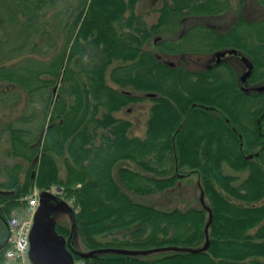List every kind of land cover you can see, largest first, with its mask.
Returning <instances> with one entry per match:
<instances>
[{
	"label": "trees",
	"instance_id": "1",
	"mask_svg": "<svg viewBox=\"0 0 264 264\" xmlns=\"http://www.w3.org/2000/svg\"><path fill=\"white\" fill-rule=\"evenodd\" d=\"M139 2L0 0V107L26 100L0 118L16 159L0 163V257L13 209L57 187L48 199L67 202L72 219L56 229L83 264H264V90L254 88L264 16L247 19V0H162L149 24ZM232 7L229 28L206 20ZM198 31L212 42L204 51L236 48L253 61L249 92L226 64L193 72L165 62L187 54ZM145 99L146 133L132 135L118 112ZM192 173L200 207L143 200Z\"/></svg>",
	"mask_w": 264,
	"mask_h": 264
},
{
	"label": "rangeland",
	"instance_id": "2",
	"mask_svg": "<svg viewBox=\"0 0 264 264\" xmlns=\"http://www.w3.org/2000/svg\"><path fill=\"white\" fill-rule=\"evenodd\" d=\"M235 1L237 3V1L239 0ZM161 2L162 0H140L137 6V11L144 15L145 20L149 24H152L157 21L158 11H156V8L161 5ZM234 6L236 7L237 5ZM245 8L247 11V19L249 20L264 16V5L259 3L258 0H247ZM237 14L238 8L232 7V9L224 15L206 18V20L212 22L216 26V28L225 30L230 27L232 22L235 21ZM245 36L249 39L253 38L250 34H245ZM211 43V40L207 38L202 31L194 32L188 38H186L183 43V47L187 48V51L189 52L188 54L178 56L174 53L169 52L168 54H165L164 60L168 63L174 62L177 67L204 69L208 63L215 60L214 53L203 50L204 48H208ZM148 47L156 50L157 52L165 53L164 49L161 46L158 47L154 44V39L149 42ZM230 59H233V57H231ZM234 61L235 70L240 76L245 70V66L240 60L234 59ZM262 82V84H264V80ZM152 104L153 101L151 99H145L143 101L130 104L125 109L118 112L119 116L127 117L133 121V127L130 130V133L132 135H145L146 122L149 117L150 107L152 106ZM25 105V97L19 102H7L0 107V118L19 115L23 111ZM8 146L9 142L7 141V136H4L0 141V163L2 164L6 162L11 164V162L16 161L15 158L13 160L11 157L6 155L5 152ZM226 171L238 174L240 178H243L245 176V172H235L229 168H226ZM3 177L5 176L0 172V178ZM51 191L57 193L58 188L53 187L51 188ZM28 198H30V195L27 197V201L25 203H23L19 207L14 208L13 211L20 210L26 207L29 200ZM143 200H147L148 202H151L152 204L164 209H172L174 207L187 208L189 206L200 207L203 203L201 202L203 201V196L199 187V177L196 173L184 176L178 181L175 187L168 189L165 192L151 195ZM53 205V209L51 210L53 212L55 211L56 216H58L60 213H65V215L67 216L70 213V211L64 204L61 205L55 203ZM60 216L64 217L63 214ZM66 219H69V217ZM38 222L39 219L34 216L33 227L29 237V256L38 257V260H40L39 258H42L45 261L50 257L56 255L55 253L49 251L52 246V242H44L42 240V236L48 238L49 226H51V224L49 223L40 235ZM67 222H69V220H67ZM74 239L78 242V246L80 248L85 249L80 237L77 234L74 236Z\"/></svg>",
	"mask_w": 264,
	"mask_h": 264
},
{
	"label": "water",
	"instance_id": "3",
	"mask_svg": "<svg viewBox=\"0 0 264 264\" xmlns=\"http://www.w3.org/2000/svg\"><path fill=\"white\" fill-rule=\"evenodd\" d=\"M160 38V36H157L155 38V41H157ZM236 54L238 53V49L236 48H228L224 50H219L216 52V58L217 61L219 62L223 56L226 54ZM242 59L246 63L247 69L241 74L240 80L241 82L245 83L248 78L251 76L252 71H253V61L246 55L242 56ZM170 64H175L174 62H170ZM255 90L257 91H263L264 90V84L256 85ZM248 89V88H246ZM149 95H154V93H149ZM249 156H253V154H250ZM9 190H5L0 188V193H8ZM48 197L53 198L56 197L55 194L45 191L42 192L40 195V205L38 207V210L36 212V217L39 219L38 222V227L40 231V235L42 231L47 227V225L50 223L51 226H49V234L48 238L42 236V240L44 242H52V246L50 248V252L55 253L53 257H50L48 260H43L42 258H39L40 260L38 261L37 259H34L31 257L32 261L35 264H76L75 263V253H77L78 249H75L71 246L70 237H65L64 235L60 234L56 230V221L51 217V213L48 211V207L50 205V200ZM58 204H64L66 205V208L69 210L67 202L64 201H56L54 202ZM81 254H86L84 251H79Z\"/></svg>",
	"mask_w": 264,
	"mask_h": 264
},
{
	"label": "built area",
	"instance_id": "4",
	"mask_svg": "<svg viewBox=\"0 0 264 264\" xmlns=\"http://www.w3.org/2000/svg\"><path fill=\"white\" fill-rule=\"evenodd\" d=\"M28 199L26 207L14 210L8 219V244L0 257V264H35L29 256V237L40 204L39 191L36 189Z\"/></svg>",
	"mask_w": 264,
	"mask_h": 264
},
{
	"label": "flooded vegetation",
	"instance_id": "5",
	"mask_svg": "<svg viewBox=\"0 0 264 264\" xmlns=\"http://www.w3.org/2000/svg\"><path fill=\"white\" fill-rule=\"evenodd\" d=\"M225 49H228V48H225ZM219 50H224V49H216L215 51H209V52H212V53H214V55H215V60L214 61H211L210 63H208L207 65H206V67L204 68V69H192V68H186V67H182L184 70H186V71H193V72H200V71H202V70H205V69H211V68H215V67H219V66H221V65H223V64H226L227 66H229V67H234V65H235V61H234V59H236V60H240L241 62H242V64H244V66H245V70L247 69V67H246V63H245V61L242 59V56L243 55H246V54H244L242 51H240V50H238V53H236V54H226L225 56H223L222 58H221V60L218 62L217 61V58H216V52L217 51H219ZM203 51V50H202ZM206 51V50H205ZM189 53V52H188ZM187 53V54H188ZM201 55V54H200ZM247 56V55H246ZM231 57H233V59H230ZM172 65V64H171ZM172 66H176L175 64H173ZM177 67V66H176ZM235 68V67H234ZM244 70V71H245ZM243 71V72H244ZM241 76V75H240ZM254 86H252L251 84H250V82H248V80L245 82V83H241L240 84V88L243 90V91H245V92H249V90H250V88H253ZM246 88H248V89H246ZM258 121H260V119L258 120ZM263 142H264V136H263Z\"/></svg>",
	"mask_w": 264,
	"mask_h": 264
},
{
	"label": "crops",
	"instance_id": "6",
	"mask_svg": "<svg viewBox=\"0 0 264 264\" xmlns=\"http://www.w3.org/2000/svg\"><path fill=\"white\" fill-rule=\"evenodd\" d=\"M54 204V202H51L50 201V205H49V207H48V211L51 213L50 215H51V217L55 220V221H59V220H63V221H65V222H67V220H69V222L71 221V214L69 213L67 216L65 215V213H62L63 214V216L64 217H61L60 215H62L61 213L58 215V216H56L55 215V211L53 212L51 209H53V207L52 206H54L53 205ZM69 217V219H66V218H68ZM57 230V229H56ZM58 231V230H57ZM60 233V232H59ZM60 234H62V233H60ZM34 259H37L38 260V257H33ZM39 261V260H38Z\"/></svg>",
	"mask_w": 264,
	"mask_h": 264
}]
</instances>
